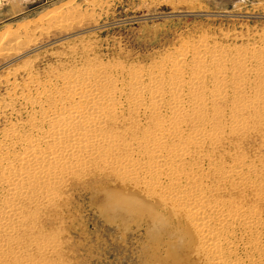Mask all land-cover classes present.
Listing matches in <instances>:
<instances>
[{"label":"bare ground","instance_id":"1","mask_svg":"<svg viewBox=\"0 0 264 264\" xmlns=\"http://www.w3.org/2000/svg\"><path fill=\"white\" fill-rule=\"evenodd\" d=\"M14 34L4 33L0 47ZM204 36L148 72L126 70L127 92L83 63L60 64L46 81L23 68L21 84L35 93L18 94L14 79L0 103L1 117L15 108L26 115L0 130V264H61L43 261L57 251L55 235L29 236L38 211L61 204L58 191L87 172L114 182L98 196L124 225L148 226L173 264L261 263L264 212L255 200L262 181L253 163L231 153L228 165L213 153L224 127H209L213 97L203 92L213 89L209 94L222 99L211 78L228 70L237 78L232 90L255 89L247 80L264 74V45L229 48ZM188 95L196 96L183 102ZM256 98L236 100L233 110L264 112V98ZM115 124L123 129L109 131ZM231 127L238 131L239 122ZM31 248L41 260L24 258Z\"/></svg>","mask_w":264,"mask_h":264},{"label":"rangeland","instance_id":"2","mask_svg":"<svg viewBox=\"0 0 264 264\" xmlns=\"http://www.w3.org/2000/svg\"><path fill=\"white\" fill-rule=\"evenodd\" d=\"M232 2L0 0V41L4 33L15 32L13 38L3 42L7 48L0 47V103L7 101V95L12 93L14 79L18 94L28 90L35 93L21 84L26 81L22 71L25 66L46 81L47 72L60 64L83 63L97 68L127 92L123 87L126 70L148 72L185 41L205 35L209 42L229 48L256 49L264 45V0ZM3 47L5 50L1 51ZM116 67L120 69L115 70ZM218 77L211 78V83L217 80L223 98L209 94L213 89L203 92L213 97L207 105L209 127L219 128V121L224 127L213 153L228 165L231 153L254 164L263 184L261 199L255 200V205L263 213L264 112L233 108L236 100L253 101L257 95L264 98V74L248 79V84L255 89L248 88L242 93L231 89V78L237 79L231 71ZM195 96L188 95L182 101ZM11 112L0 116V130L15 121L17 115L19 120H26L20 109L15 108L14 114ZM179 121L188 122L184 118ZM233 121L239 122L238 131L232 129ZM122 129L120 124L109 127L111 132ZM113 185L112 180L99 173L78 175L58 191L61 204L38 211L35 215L37 232L29 238L53 234L57 245L56 253L43 261L61 264H163L165 261L164 264H173L174 255L157 244L158 240L146 230L148 226L137 221L124 225L108 209L104 198L98 196ZM20 237L25 239L26 235ZM23 256L34 261L42 259H38L32 248ZM260 264H264V250Z\"/></svg>","mask_w":264,"mask_h":264},{"label":"crops","instance_id":"3","mask_svg":"<svg viewBox=\"0 0 264 264\" xmlns=\"http://www.w3.org/2000/svg\"><path fill=\"white\" fill-rule=\"evenodd\" d=\"M2 1V0H1Z\"/></svg>","mask_w":264,"mask_h":264}]
</instances>
